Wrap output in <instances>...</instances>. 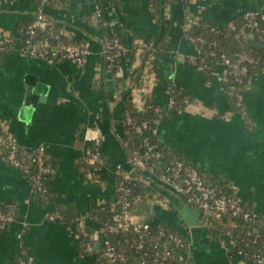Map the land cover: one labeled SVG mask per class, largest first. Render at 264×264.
Segmentation results:
<instances>
[{
  "label": "crops",
  "instance_id": "0c3cea01",
  "mask_svg": "<svg viewBox=\"0 0 264 264\" xmlns=\"http://www.w3.org/2000/svg\"><path fill=\"white\" fill-rule=\"evenodd\" d=\"M97 4L68 0L66 6H45L56 30L87 42L82 65L25 56L17 43L0 53V132L15 137L26 151L43 147L56 162L49 180L53 202L85 216L93 203L113 200L116 171L131 167L122 145L125 108L135 94L147 92L164 109L158 141L203 172L224 176L247 207L264 216V72L251 76L236 105L223 64L206 77L188 60L196 49L184 26L200 20L215 27L240 21L246 12L264 11V0L167 1L158 8L162 20L150 0H100L109 29L127 44L161 39L168 28L169 46L152 65L143 67L136 54L123 58L117 73L104 55ZM37 10L35 0H0V37L18 38ZM244 37L251 45L260 44L253 33L244 32ZM116 76L127 79L126 89L116 90ZM170 85L188 98L184 106L171 104ZM91 143L101 144L105 158L98 169L101 183L78 168ZM157 192L155 203L136 205V217L181 231L195 264H240L223 242L205 233V225L185 221L180 212L185 204L169 188ZM11 203L17 216L0 230V264H15L18 254L28 264H94L92 255L81 252L72 227L46 218L52 204L40 202L24 173L0 156V207Z\"/></svg>",
  "mask_w": 264,
  "mask_h": 264
},
{
  "label": "trees",
  "instance_id": "16d2710c",
  "mask_svg": "<svg viewBox=\"0 0 264 264\" xmlns=\"http://www.w3.org/2000/svg\"><path fill=\"white\" fill-rule=\"evenodd\" d=\"M118 1L119 0H115ZM152 3V8L154 9V15L158 16V19L162 20L158 15V8L161 7L167 1L170 0H150ZM68 0H49L47 5L50 6H66ZM100 6V0H96ZM236 27L234 29L230 28L228 24L221 27L213 26L208 20H200L197 24H194L187 32L193 37H203L205 39L204 43H201L202 56L198 59L196 66L199 68L201 65H207L206 70H202L206 77H209L211 71L216 67L222 55L225 54L229 56L233 61L237 59V56L243 52L255 57L258 61L253 64L246 63L248 65V75L244 77L242 83L235 81L231 74H228L227 80L230 88H232L234 93V102L239 105V97L245 90L251 76L264 69V21L260 20L259 28L252 29L253 34L257 41L260 42L259 45H251L246 41L244 37L243 29L246 31H251V29L245 26L246 19L245 13L242 15L241 22L237 19H233ZM33 22V17L24 24L20 35L18 38H10L6 43L0 45V53L9 47H12L14 43L24 41L26 39V31ZM55 29V28H54ZM100 29L104 34L103 47L104 51L107 45V40L112 37H118L121 42L126 45L127 51L120 57H115L113 61H110L112 68L115 73H117L122 62L121 60L126 57H134L137 54L139 45L136 43L127 44V42L119 36L115 30H111L108 27V23L104 16L100 15ZM167 27H164L161 39H148L145 42V46L142 48V52L139 54L141 63L143 67L150 66L153 63V59L156 55H159L164 51L165 48L169 46V40L167 39ZM49 39L53 45H57L60 42L65 43H77L83 47H88L87 42L75 41L70 38L65 37L61 32L55 29L54 32H49L48 30L40 31L36 42H40L44 39ZM105 57L107 53L104 52ZM59 59H64L61 56L51 57V59H44L48 62H55ZM107 59V58H106ZM51 60V61H50ZM108 60V59H107ZM109 61V60H108ZM115 88L116 90H124L127 88V79L125 77L116 76L115 78ZM171 99L174 101V107H182L188 101L187 97L183 96L177 86L170 85ZM146 110L144 112L139 111L131 102H128L124 112V125L126 135L122 143L123 147L127 152L141 151L145 149V140H149L150 143L157 146V153L159 157H153L149 159L150 164L153 166L154 179L152 181H146L142 179V170L135 166V174L137 175L132 181H124L121 174V170H117L115 173V198L114 200L105 201L102 203H93L90 205L87 211V215L83 216L79 214L75 208L71 205L62 206L56 202H53L51 197V191L49 186V180L54 176L57 165L56 162L49 157L47 152H38L36 150L26 151L19 145L17 151V159L20 161L25 168H20L24 175L31 182L34 192L38 200L44 204H52L51 213H59L60 218L55 221L62 222L65 226L71 227L76 225L75 232L79 236L78 242L81 247V239L83 231H86L92 235L90 239L95 237V234L107 224L113 222L116 213L120 212L121 206L117 203L118 199L122 196L123 192L120 190L121 186L128 189L127 199L131 203L132 207L137 199H150L154 194L157 193V187L160 185L159 177L162 174L166 166L172 164L173 162L180 160L184 161L186 164H192L200 173V175L210 184L219 187L222 193L229 197H237L231 182L228 181L224 176L218 173H206L196 167L193 163L186 160L183 155L178 152L169 149L165 145L161 144L156 136V129L158 126L157 120L161 119L164 113V109L161 111H156L159 106L155 103L153 99V94L147 96ZM240 107V106H239ZM127 114L133 119L130 123L127 120ZM142 121H146L148 126L143 128L141 125ZM9 135L2 133V140L0 141V156L9 164ZM99 152L101 157V162L95 165L90 164L86 161V158L91 156L94 152ZM42 156V160H38L39 156ZM104 155L101 151L100 143H91L86 147L85 153L77 161L78 168L86 174H90L92 180L101 183L100 174L98 169L104 163ZM42 167H46L48 172L42 171ZM44 187L47 189L46 196L44 198L39 191V187ZM193 208H197L194 205L188 204ZM243 206L247 207L245 202ZM172 210L176 209L172 206ZM0 212H5L11 214L13 219L17 216V206L15 203H11L9 206L0 207ZM206 227L208 228L210 237L213 241H223L229 244V238L226 236L228 229H232L233 237L237 238L240 242L239 245L242 246L244 243L250 239L258 237L260 244H264V226L253 225L259 231H250L247 227V223L233 216H226L221 219L217 216L215 210H209L205 217ZM78 221H83V227H78ZM6 224V222H0V230ZM162 229L166 233L173 232L179 235L185 241V251H189V243L186 237L178 229L168 227L167 225H157L152 226L150 233L145 237V246L141 249L137 248L138 237L132 232H119V233H103L100 235V240H106L111 246L116 250L117 254L125 256L126 262L120 260H113L107 253L106 248L100 245L95 248L92 255L94 264H195L194 260L190 257H184L181 259L177 254L178 250L173 244L167 241L165 235H161ZM170 249L173 253L172 256H168L164 253V250ZM84 253V252H83ZM85 254V253H84ZM20 261H26L23 254H18L15 264H19Z\"/></svg>",
  "mask_w": 264,
  "mask_h": 264
},
{
  "label": "built area",
  "instance_id": "2783aa9c",
  "mask_svg": "<svg viewBox=\"0 0 264 264\" xmlns=\"http://www.w3.org/2000/svg\"><path fill=\"white\" fill-rule=\"evenodd\" d=\"M38 4V10L33 16V22L26 31V39L17 43L19 51L29 57L41 58V59H51V57L61 56L64 59H71L74 62L82 65L84 63L85 56L88 53V48L83 47L77 43H65L60 42L56 46L52 44L49 39H44L40 42H36L37 37L40 34V31L48 30L49 32H54V26L47 14L45 13V6L49 0H35ZM171 2L184 1V0H170ZM97 13L101 15L100 7L97 4ZM246 23L245 26L249 27L251 31L242 30L244 32L253 33L252 29L259 28V21H264V11H249L245 13ZM230 28L234 29L236 27L233 20L228 22ZM185 34L188 40H190L196 49V54L189 57L190 63L196 65L198 59L202 56V47L201 43L205 42L203 37H193L187 31L193 26L191 24L184 25ZM11 36L0 37V45L6 43ZM139 49L137 51V56L142 52V48L145 46L144 42H137ZM15 44V43H14ZM13 44V45H14ZM127 51L126 45H124L118 37H112L107 40V45L105 48V53H107L106 58L109 61H113L115 57L122 56ZM140 58V57H139ZM51 61V60H50ZM258 60L249 55L246 52H243L237 56V59L233 61L229 56L223 54L222 58L218 63L223 64L227 73L231 74L235 81L242 83L244 77L248 75V65L256 63ZM207 65L199 66V69L206 70ZM264 72V69H262ZM170 91V86L168 87ZM147 92H138L133 97V105L141 112L146 110ZM174 101L171 99V104ZM156 111H161V107L156 108ZM128 122L132 123L133 119L127 114ZM159 119L157 122L159 123ZM143 128L148 126L146 121H142L141 125ZM2 140V132H0V141ZM10 146L8 159L10 163L20 168H25V166L18 161L17 151L19 148V142L13 136H10L8 139ZM145 149L141 151L128 152L129 161L131 167L129 169H122L121 174L124 181H132L136 178L135 166L139 167L142 170V179H145L147 182L152 181L155 177L153 174V166L150 164L149 159L153 157H159L157 153V146L150 143L149 140H145ZM38 152H46L43 147L34 149ZM38 160H42L40 155ZM86 161L92 165H95L98 162H101L100 153L94 152L91 156L86 158ZM42 171L48 172L46 167L41 168ZM160 185L157 187V191L160 187L169 188L175 196L180 199L185 205L191 204L196 206L198 210L204 212L203 223L206 226L205 217L209 210H215L217 216L221 219L226 216H233L247 223V227L250 231L258 232L259 230L252 226L261 225L264 226V216L256 213L255 211H250L243 206V201L240 197H229L222 193V190L210 183H208L199 173V171L192 165L186 164L184 161L177 160L172 164L166 166L162 174L159 177ZM120 190L123 192L122 196L118 199L117 203L121 206L120 212L116 213L113 219V222L107 224L101 228L93 239H90L92 235L86 231L82 233L81 247L82 251L87 255H93L96 248V243L103 245L106 248L108 255L113 260H120L126 262L125 256L117 254L113 246H111L106 240H100V235L106 232L109 233H119V232H132L137 235V248L141 249L145 246V237L150 233L151 225L149 222H140L136 220L131 212L132 205L127 199L128 189L124 186L120 187ZM39 191L44 198H47L46 193L47 189L44 187H39ZM150 199L158 200V192L154 194ZM144 200V199H137ZM136 201V200H135ZM59 213H51L48 211L46 213V218L50 221H55L60 218ZM13 220V217L9 213L0 212V222L9 223ZM83 221H78L77 226L83 227ZM75 231L76 225L71 226ZM161 235H165L167 241L175 246L178 250V256L183 259L184 257H190L189 251H185V241L177 234L170 232L166 233L163 229L160 232ZM78 236V235H77ZM226 236L229 238V244L226 243V240L222 242L226 245L227 249L231 252L232 255L236 256L239 259L240 264H264V244H260L258 237L250 239L240 246L237 238L233 237L232 229H228ZM79 238V236H78ZM82 252V253H83ZM83 253V254H84ZM164 253L168 256H172L173 253L170 249H165ZM19 264H27L25 261H20Z\"/></svg>",
  "mask_w": 264,
  "mask_h": 264
},
{
  "label": "water",
  "instance_id": "95a60500",
  "mask_svg": "<svg viewBox=\"0 0 264 264\" xmlns=\"http://www.w3.org/2000/svg\"><path fill=\"white\" fill-rule=\"evenodd\" d=\"M94 17L96 20H98L96 15H94ZM180 212L183 218L185 219V221L190 226H193V227L194 226H200V227L204 226V223H203L204 212L203 211L193 208L189 205H183L182 208L180 209ZM205 233L208 234V230H206ZM99 246H100L99 243H96V248H98Z\"/></svg>",
  "mask_w": 264,
  "mask_h": 264
},
{
  "label": "rangeland",
  "instance_id": "374dc122",
  "mask_svg": "<svg viewBox=\"0 0 264 264\" xmlns=\"http://www.w3.org/2000/svg\"><path fill=\"white\" fill-rule=\"evenodd\" d=\"M141 202H145V203H148V204H153V203L156 202V200H152V199L136 200V201L134 202V204H133L132 209H131L132 215H133V217H134L136 220H138V221H140V222H148L149 220H142V219L136 217V215H135V211H134V210H135V208H136V205H137L138 203H141Z\"/></svg>",
  "mask_w": 264,
  "mask_h": 264
}]
</instances>
